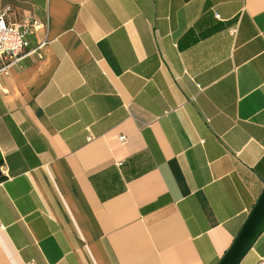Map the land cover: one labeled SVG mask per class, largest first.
<instances>
[{"label":"crops","instance_id":"0c3cea01","mask_svg":"<svg viewBox=\"0 0 264 264\" xmlns=\"http://www.w3.org/2000/svg\"><path fill=\"white\" fill-rule=\"evenodd\" d=\"M4 7L46 42L0 76V264H215L264 184V0Z\"/></svg>","mask_w":264,"mask_h":264},{"label":"built area","instance_id":"2783aa9c","mask_svg":"<svg viewBox=\"0 0 264 264\" xmlns=\"http://www.w3.org/2000/svg\"><path fill=\"white\" fill-rule=\"evenodd\" d=\"M6 12L7 7L0 10V76L7 74L10 67L26 53L32 51L39 53V49L46 42L43 38L35 47H28V34L38 26L39 20L31 16H22L12 21L6 17ZM119 139L125 141V134H119Z\"/></svg>","mask_w":264,"mask_h":264},{"label":"water","instance_id":"95a60500","mask_svg":"<svg viewBox=\"0 0 264 264\" xmlns=\"http://www.w3.org/2000/svg\"><path fill=\"white\" fill-rule=\"evenodd\" d=\"M264 228V184L231 242L215 264H237Z\"/></svg>","mask_w":264,"mask_h":264}]
</instances>
